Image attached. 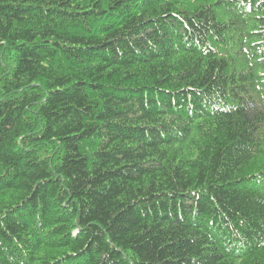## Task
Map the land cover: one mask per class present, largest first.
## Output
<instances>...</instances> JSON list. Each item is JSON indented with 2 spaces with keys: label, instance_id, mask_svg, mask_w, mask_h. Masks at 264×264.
<instances>
[{
  "label": "trees",
  "instance_id": "16d2710c",
  "mask_svg": "<svg viewBox=\"0 0 264 264\" xmlns=\"http://www.w3.org/2000/svg\"><path fill=\"white\" fill-rule=\"evenodd\" d=\"M0 264H264V0H0Z\"/></svg>",
  "mask_w": 264,
  "mask_h": 264
}]
</instances>
